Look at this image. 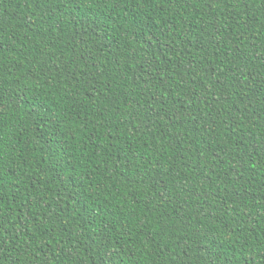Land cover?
Segmentation results:
<instances>
[{
	"label": "trees",
	"instance_id": "obj_1",
	"mask_svg": "<svg viewBox=\"0 0 264 264\" xmlns=\"http://www.w3.org/2000/svg\"><path fill=\"white\" fill-rule=\"evenodd\" d=\"M0 264H264V0H0Z\"/></svg>",
	"mask_w": 264,
	"mask_h": 264
}]
</instances>
